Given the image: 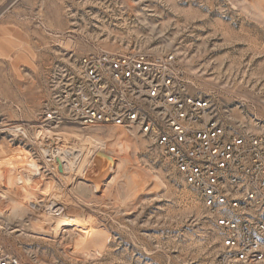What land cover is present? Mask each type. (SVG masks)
Listing matches in <instances>:
<instances>
[{"label":"rangeland","instance_id":"rangeland-1","mask_svg":"<svg viewBox=\"0 0 264 264\" xmlns=\"http://www.w3.org/2000/svg\"><path fill=\"white\" fill-rule=\"evenodd\" d=\"M100 50L173 54L227 134L264 135V0H0L1 248L45 264H212L219 234L156 148L121 126L46 119L55 68ZM73 133L115 143L97 189V165L52 158ZM41 199L62 214L41 217Z\"/></svg>","mask_w":264,"mask_h":264},{"label":"built area","instance_id":"built-area-1","mask_svg":"<svg viewBox=\"0 0 264 264\" xmlns=\"http://www.w3.org/2000/svg\"><path fill=\"white\" fill-rule=\"evenodd\" d=\"M51 77L55 105L46 119L134 131L172 163L209 215L221 243L212 264H264V135L227 134L209 102L186 92L173 54L100 50ZM0 264L45 263L0 246Z\"/></svg>","mask_w":264,"mask_h":264},{"label":"bare ground","instance_id":"bare-ground-1","mask_svg":"<svg viewBox=\"0 0 264 264\" xmlns=\"http://www.w3.org/2000/svg\"><path fill=\"white\" fill-rule=\"evenodd\" d=\"M49 135L54 137L55 140H57V141L59 140L58 142H61L62 140H64L66 138V137L64 138L63 135H60L57 133L56 134L55 133L54 134L49 133ZM72 136H75L76 140H73V142L71 143L70 146H67V143H57V145L55 147V149H56L55 154H57V155H54V156L52 155V158L54 157L53 159L56 160V162H58L62 166V168L65 166L73 167L75 164L74 161H77V160L81 161L80 166H85L86 164H89L88 163L89 161H91L93 164L97 165L98 174L95 177L94 183L92 182L94 188L97 189L99 186L100 180L108 178L110 176L111 172L113 171L114 166H115V159L112 156H108L106 154L101 153L100 151L101 150L111 151L112 147L115 146V143L107 145V143H105L103 140L98 138V136L93 137V136H90L88 134L81 136L78 133H73ZM68 137H70V136L68 135ZM116 143H118V142H116ZM118 145H120L121 148H123L121 144H118ZM27 191H29V190L27 189ZM25 196L30 197V198L32 197L33 199L36 198L35 196H32V194L26 193V191H25ZM33 204H34L35 208L43 207V209H44L46 207V204L42 201V199L39 201H35ZM48 205H49V207L48 206L47 207L49 208V211L48 212H42L40 214V216L43 218H47V216L50 215L51 208H56L55 210L59 211L58 214H62L63 209L65 207V206H63V204L59 203L55 199L50 201L48 203ZM31 206H33V205H31ZM27 210H28V208L24 205H21V207H19L17 209V211L19 213L25 212ZM54 221H56V220H54Z\"/></svg>","mask_w":264,"mask_h":264}]
</instances>
